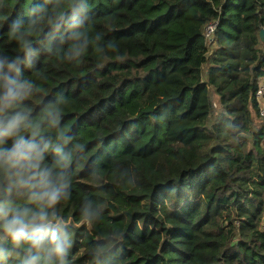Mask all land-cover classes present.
Wrapping results in <instances>:
<instances>
[{
	"label": "trees",
	"instance_id": "1",
	"mask_svg": "<svg viewBox=\"0 0 264 264\" xmlns=\"http://www.w3.org/2000/svg\"><path fill=\"white\" fill-rule=\"evenodd\" d=\"M262 29L264 0H0L7 112L72 154L66 264H264Z\"/></svg>",
	"mask_w": 264,
	"mask_h": 264
},
{
	"label": "clouds",
	"instance_id": "2",
	"mask_svg": "<svg viewBox=\"0 0 264 264\" xmlns=\"http://www.w3.org/2000/svg\"><path fill=\"white\" fill-rule=\"evenodd\" d=\"M19 30L17 20L11 34ZM82 51L77 48L76 55ZM9 85L0 95V245L10 243L13 249L23 250L27 258L21 259L20 264H54L53 255L59 264H66L67 238L55 208L68 195L65 189L69 182L63 169L73 163L72 154L57 149L59 159L50 167L41 166L51 145L38 142L35 130L27 139L21 133L22 126L31 129V124L25 123L28 117L22 110L14 115L7 110L24 99L19 90L23 85L15 86L11 81ZM9 140L11 146L5 147ZM16 200L24 203L17 205ZM5 257L0 247V260Z\"/></svg>",
	"mask_w": 264,
	"mask_h": 264
},
{
	"label": "built area",
	"instance_id": "3",
	"mask_svg": "<svg viewBox=\"0 0 264 264\" xmlns=\"http://www.w3.org/2000/svg\"><path fill=\"white\" fill-rule=\"evenodd\" d=\"M213 26H209L206 29V37L208 38L209 35L212 33ZM256 97L259 101V114L264 119V83L260 84L256 91Z\"/></svg>",
	"mask_w": 264,
	"mask_h": 264
},
{
	"label": "water",
	"instance_id": "4",
	"mask_svg": "<svg viewBox=\"0 0 264 264\" xmlns=\"http://www.w3.org/2000/svg\"><path fill=\"white\" fill-rule=\"evenodd\" d=\"M259 39L262 43H264V30L263 29L260 30L259 32Z\"/></svg>",
	"mask_w": 264,
	"mask_h": 264
},
{
	"label": "rangeland",
	"instance_id": "5",
	"mask_svg": "<svg viewBox=\"0 0 264 264\" xmlns=\"http://www.w3.org/2000/svg\"><path fill=\"white\" fill-rule=\"evenodd\" d=\"M213 100H214L215 107L217 108V99L213 97Z\"/></svg>",
	"mask_w": 264,
	"mask_h": 264
}]
</instances>
